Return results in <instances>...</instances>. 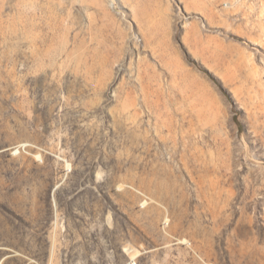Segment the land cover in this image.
Returning <instances> with one entry per match:
<instances>
[{
  "label": "rangeland",
  "instance_id": "374dc122",
  "mask_svg": "<svg viewBox=\"0 0 264 264\" xmlns=\"http://www.w3.org/2000/svg\"><path fill=\"white\" fill-rule=\"evenodd\" d=\"M264 264V0H0V264Z\"/></svg>",
  "mask_w": 264,
  "mask_h": 264
},
{
  "label": "built area",
  "instance_id": "2783aa9c",
  "mask_svg": "<svg viewBox=\"0 0 264 264\" xmlns=\"http://www.w3.org/2000/svg\"><path fill=\"white\" fill-rule=\"evenodd\" d=\"M124 264H137L136 258H129Z\"/></svg>",
  "mask_w": 264,
  "mask_h": 264
}]
</instances>
